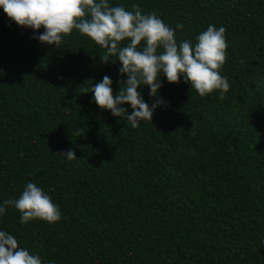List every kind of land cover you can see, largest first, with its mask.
Returning <instances> with one entry per match:
<instances>
[{
    "label": "trees",
    "instance_id": "1",
    "mask_svg": "<svg viewBox=\"0 0 264 264\" xmlns=\"http://www.w3.org/2000/svg\"><path fill=\"white\" fill-rule=\"evenodd\" d=\"M110 3L182 23L178 41L223 25L230 88L162 76L165 103L133 128L90 91L105 74L120 89L119 61L75 28L42 43L0 8V201L33 180L62 213L21 223L8 206L0 228L42 264H264V0Z\"/></svg>",
    "mask_w": 264,
    "mask_h": 264
},
{
    "label": "clouds",
    "instance_id": "2",
    "mask_svg": "<svg viewBox=\"0 0 264 264\" xmlns=\"http://www.w3.org/2000/svg\"><path fill=\"white\" fill-rule=\"evenodd\" d=\"M0 8L20 26L34 30L33 37L59 48L73 28L98 43L105 52L104 62L119 61L121 87L113 90L112 78L105 74L91 85L92 100L117 117L124 115L131 127L151 120L158 106L165 103L160 96L162 76L169 82L181 79L201 96L220 90L222 96L230 88L229 80L219 71L227 57L228 42L223 25L209 23L195 42L177 40L175 27L167 24L155 11L143 12L138 3L131 9L110 0H0ZM147 85L154 97L151 104L139 88ZM131 111H128V108ZM68 161L77 158L73 148L61 150ZM8 206L20 212V222L42 219L54 223L61 219L60 205L33 180H28L18 197L0 201V217ZM0 264H42L39 254L19 244L11 232L0 228ZM43 264H56L55 260Z\"/></svg>",
    "mask_w": 264,
    "mask_h": 264
}]
</instances>
